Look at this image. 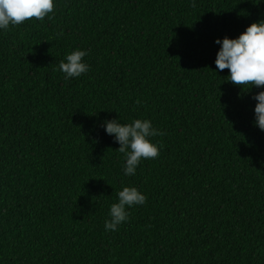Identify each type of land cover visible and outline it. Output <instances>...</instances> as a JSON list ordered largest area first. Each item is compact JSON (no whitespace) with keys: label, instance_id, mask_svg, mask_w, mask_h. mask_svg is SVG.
Segmentation results:
<instances>
[{"label":"trees","instance_id":"trees-1","mask_svg":"<svg viewBox=\"0 0 264 264\" xmlns=\"http://www.w3.org/2000/svg\"><path fill=\"white\" fill-rule=\"evenodd\" d=\"M192 2L54 0L0 31V264H264L261 89L214 64L264 0ZM76 49L90 70L65 80ZM105 119L150 120L159 156L125 176ZM126 186L147 201L106 232Z\"/></svg>","mask_w":264,"mask_h":264},{"label":"clouds","instance_id":"clouds-1","mask_svg":"<svg viewBox=\"0 0 264 264\" xmlns=\"http://www.w3.org/2000/svg\"><path fill=\"white\" fill-rule=\"evenodd\" d=\"M192 6H196L195 0ZM54 7V0H0V31L33 18L37 21L51 18L49 14L54 12ZM214 43L219 45L214 60L216 70L228 69L225 81L239 86L244 92L253 87L261 89L251 98L255 101L253 125L264 131V19L249 24L236 38L225 36ZM87 55L86 50H73L60 61L57 70L65 80L78 78L90 70L83 60ZM101 127L119 144L117 150L124 156L125 176L135 175L141 160L155 159L160 154L158 145L152 143L151 138L163 135V132L153 127L148 119H134L131 123L105 119ZM146 201V195L136 187H123L117 193V202L110 205L109 218L104 222L105 231H118V226L129 220V209L142 206Z\"/></svg>","mask_w":264,"mask_h":264}]
</instances>
